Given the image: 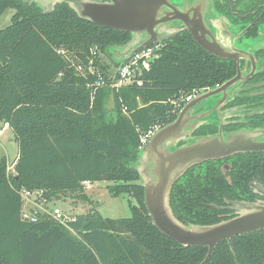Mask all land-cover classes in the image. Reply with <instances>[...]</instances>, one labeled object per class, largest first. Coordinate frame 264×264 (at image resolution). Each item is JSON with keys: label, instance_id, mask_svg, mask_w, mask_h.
Masks as SVG:
<instances>
[{"label": "trees", "instance_id": "1", "mask_svg": "<svg viewBox=\"0 0 264 264\" xmlns=\"http://www.w3.org/2000/svg\"><path fill=\"white\" fill-rule=\"evenodd\" d=\"M8 10L15 13L0 31V121L13 132L19 155L14 174L7 159L0 160V264H264V231L220 242L208 260L207 247H184L164 235L149 215L135 168L142 137L173 123L186 106L174 105L182 97L223 83L232 64L183 30L159 44L141 87L117 90L110 50L127 44L130 33L81 19L66 3L45 12L24 0H0V18ZM93 48L109 78L95 94L88 86L98 78L70 66V59L86 64ZM233 161L228 175L210 161L174 183L170 205L178 221L212 226L234 218L226 217L232 212L227 201L253 203L249 184H264V153L237 154ZM97 182L110 183L113 197H128L130 217L95 212L78 215L68 227L44 213L35 212L36 222L22 219L24 190L43 191L50 209L63 195Z\"/></svg>", "mask_w": 264, "mask_h": 264}, {"label": "water", "instance_id": "2", "mask_svg": "<svg viewBox=\"0 0 264 264\" xmlns=\"http://www.w3.org/2000/svg\"><path fill=\"white\" fill-rule=\"evenodd\" d=\"M36 1L41 0H33L30 3H35L44 10ZM44 1L52 3L49 12L58 4L66 3L81 19L100 27L131 34L130 41L118 47L120 54L114 59L118 66L113 68L115 73L113 82L124 62L135 53L151 45L161 44L183 31L170 30V24L174 25L176 22L182 23L185 26L184 30L188 31L206 52L226 59L238 57L228 52L217 39L212 26L207 24L206 18L210 23L215 14L213 7L207 12V0H184L178 5L174 0ZM214 27L221 31L223 24L220 22ZM219 36L222 38L220 33ZM238 79L225 84L215 92L200 97L198 95L186 104L173 123L161 128L151 138L135 163L145 189L146 208L154 225L164 235L184 247H207L209 249L207 260L212 257L220 242L227 241L231 245L234 237L264 231V203H235L233 209L237 211V216L216 225H184L174 217L170 205L171 189L181 173L178 162H187L191 166L198 159L222 158L233 153L264 152V140H257L264 138V130L230 133L224 136L223 127L220 126V132L216 137L195 140L193 145L178 149L169 157H163L162 147L167 144L173 149L178 140L191 134L185 130L188 129L184 120L187 112L203 100L226 91ZM207 117L208 114H204L198 117L197 122ZM229 137L235 140H225Z\"/></svg>", "mask_w": 264, "mask_h": 264}, {"label": "flooded vegetation", "instance_id": "3", "mask_svg": "<svg viewBox=\"0 0 264 264\" xmlns=\"http://www.w3.org/2000/svg\"><path fill=\"white\" fill-rule=\"evenodd\" d=\"M183 1L178 0L179 3ZM211 2L214 13L222 17L221 19L226 23L224 30H226L227 24L231 26V29L234 30L231 35L240 43L242 49L228 50L231 54L237 55V59L216 56L218 59L232 64L233 70L223 83L204 90L198 97L215 92L234 79H239L226 91L203 100L187 112L184 120L189 124L186 123L188 129L185 130L191 134H187L184 139L178 140L173 149L165 144L162 147L163 157H169L172 152L193 145L195 140L216 137L220 132V126L223 127L224 136L230 133L253 131L258 128L264 130V0H211ZM211 20L214 25L221 22L216 15ZM176 23L180 24L178 31L185 29L182 23ZM219 33L224 40L223 31H219ZM227 40L230 41L229 38ZM112 55V59H117L119 56L116 52ZM215 96L220 100L213 107H210L209 111H206L207 100ZM204 114H208V117L197 122L198 117ZM214 115H217V118L213 119ZM225 140L235 139L229 137ZM257 140H264V138ZM253 153L264 152L233 153L222 158L198 159L191 166L187 162H178V168L181 172L178 179L192 167L198 165L205 167L206 163L210 161L218 162L223 175H228L233 171L235 155ZM156 157L159 159V156L156 155ZM202 172L205 171L202 170ZM249 189L251 202L264 203V184L253 179L249 184ZM227 203L228 210L232 212H229L226 217H236L237 211L233 209L234 204L230 201Z\"/></svg>", "mask_w": 264, "mask_h": 264}, {"label": "rangeland", "instance_id": "4", "mask_svg": "<svg viewBox=\"0 0 264 264\" xmlns=\"http://www.w3.org/2000/svg\"><path fill=\"white\" fill-rule=\"evenodd\" d=\"M24 1L33 2V0H24ZM36 2H38L44 8V11L46 12L51 11V7H52L51 2H50L51 4L44 0H41L40 2L39 1ZM174 3L178 4L179 2L178 0H174ZM211 3H212L211 0L206 1V5L208 4L207 12H209L211 7H213ZM14 13L15 11L8 10L3 14V16L0 18V31L10 26ZM215 15L222 22L223 29L221 31H223L226 23L224 20L221 19L222 17L218 16L217 14H214L213 18ZM206 22L209 26H212V28L214 29V33L217 35V39L223 44V46L226 49L228 50L242 49L240 43L233 38V35H231V32L233 33L234 30L231 29V26L229 24H227L226 30L223 31L224 40H222V38H220L219 36V32H218L219 30L214 27L213 21L211 20V22L209 23L206 18ZM171 29L173 31H178L180 29V24L179 23H175L174 25L170 24V30ZM166 35H171V34L166 33ZM229 35L231 36L229 37ZM228 38L230 41L227 40ZM110 52L111 55L114 52H116V54L118 55L120 54L118 48H112ZM219 100L220 98L216 96L207 100L206 111H209L210 107H213L216 103H218ZM213 117H214L213 119H215L217 118V115H214ZM18 152H19V147L13 132L8 127V125L6 126L4 122L0 121V160L6 158L8 163L12 164L15 158L17 157ZM84 186L85 189L83 190V193L81 192L67 193L65 196L64 195L62 196L60 201L55 202L54 204L52 203L49 204V208L50 209H54L55 207L60 208L65 212V214L69 216L87 215L89 213L98 212L104 218H110V219H121V218L130 217L128 197L127 196L113 197V195L110 194L108 190V187L111 186L110 183L97 182ZM82 195H85L87 199L85 200L82 199L81 198ZM131 202L135 204V201L134 199H132V197H131Z\"/></svg>", "mask_w": 264, "mask_h": 264}, {"label": "built area", "instance_id": "5", "mask_svg": "<svg viewBox=\"0 0 264 264\" xmlns=\"http://www.w3.org/2000/svg\"><path fill=\"white\" fill-rule=\"evenodd\" d=\"M161 49V45L154 44L149 47H146L137 53L134 54L132 58L125 61L123 66L120 68L119 73L117 75L116 80H114V70L113 75L110 76L112 81L111 86L115 89H120L130 85H137L141 87L143 85L140 77L143 72L149 71L150 64L153 60L158 58V52ZM62 54L65 52L62 51ZM99 52L97 48H93L90 50V56L88 57V62L86 64H82L77 59H70V66L76 70V72L83 76H96L98 79L93 84H89V88L93 89V94L99 88L105 87L109 85V78L107 79L106 75L101 71L100 67L96 64V58L98 57ZM200 93L195 91L192 94H189L185 97H182L179 103H174L177 108H181L182 105H186L191 102L194 98H196ZM126 108L124 112H126ZM183 110V109H182ZM180 110V112L182 111ZM161 129L160 126L152 127L143 137H142V147L141 150L145 148V146L149 143L151 138ZM9 174H14V168H8ZM86 183L85 185H88ZM21 197L25 203V207L22 212V219L27 222H36L38 220V216L36 213H44L50 216L54 221L60 223L61 225L68 227L70 223L76 221L77 216H69L65 214V212L60 208L48 209L47 204L48 201L44 197L43 191H28L24 190L21 193ZM36 212V213H35Z\"/></svg>", "mask_w": 264, "mask_h": 264}, {"label": "crops", "instance_id": "6", "mask_svg": "<svg viewBox=\"0 0 264 264\" xmlns=\"http://www.w3.org/2000/svg\"><path fill=\"white\" fill-rule=\"evenodd\" d=\"M6 126H7V124H6ZM18 155H19V152H18ZM18 155H17V157L15 158V160H14V162H13L12 164H9V163H8V166H10V167H14V166L16 165L17 160H18Z\"/></svg>", "mask_w": 264, "mask_h": 264}]
</instances>
